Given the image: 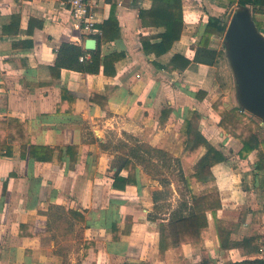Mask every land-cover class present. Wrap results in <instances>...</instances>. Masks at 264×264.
I'll list each match as a JSON object with an SVG mask.
<instances>
[{
  "label": "crops",
  "instance_id": "1",
  "mask_svg": "<svg viewBox=\"0 0 264 264\" xmlns=\"http://www.w3.org/2000/svg\"><path fill=\"white\" fill-rule=\"evenodd\" d=\"M114 6L121 35L102 43L100 71L57 70L62 43L87 50L86 41L94 38L98 48ZM151 6V0H113L100 9L102 34L90 37L79 35L69 12L55 1L0 0V120L11 152L0 154V264H230L264 257V166L257 168L264 146L239 156L243 143L220 125L213 109L222 98L227 110H242L236 89L218 79L216 64L202 62L206 54L199 48L206 17L226 10L216 0H183L181 39L159 57L146 53L141 40L160 42L155 36L165 31L143 26L139 10ZM256 17L264 21L263 14ZM218 40L210 48L219 51ZM111 53L124 54L114 76L103 67ZM176 54L191 60L185 70L169 65ZM192 111L201 114L199 131L209 144L189 159L186 119ZM242 111L246 122L258 123L263 142L264 123ZM134 139L180 161L169 176H188L208 147L219 150L224 159L212 167L222 196L219 215L234 224L232 240L259 236L262 252L222 249L208 213L212 233L204 246L184 244L160 259L159 223L178 208L182 183L171 181L173 199L155 202L154 193L166 187L137 164L138 183L115 189V174L131 157ZM31 145L52 149L51 160L31 158ZM191 188L198 192L204 185Z\"/></svg>",
  "mask_w": 264,
  "mask_h": 264
},
{
  "label": "trees",
  "instance_id": "2",
  "mask_svg": "<svg viewBox=\"0 0 264 264\" xmlns=\"http://www.w3.org/2000/svg\"><path fill=\"white\" fill-rule=\"evenodd\" d=\"M150 9H140L139 18L145 27L164 28L165 31L155 37L160 38V42L151 43L150 38L142 37V46L146 53H154L156 56H162L169 52L174 43L179 41L184 30V10L183 0H151ZM220 7L225 8L223 16L206 17V23L199 42V48L204 50L205 57L202 62L220 66L221 61L225 57L223 50L210 48L212 39H222L226 32L227 21L225 15L233 12L239 6H248L252 11L253 19L262 32L264 29V21L257 19V14L264 15V0H216ZM103 35L99 41L98 48L94 51H87L83 47L70 42H64L59 48L56 60V69L72 68L75 70L86 72H99L102 62L101 45L121 35V28L116 16V7H112L110 17L104 22ZM153 38V37H152ZM91 53L90 59L81 61L82 56ZM124 57L123 53H111L103 59L104 74L114 76L116 74L115 64ZM199 60V56L196 57ZM201 60V58H200ZM191 60L176 54L170 60L171 67L185 70ZM54 67V68H55ZM218 79L221 80V75ZM223 82V81H221ZM224 86V84H222ZM200 99L204 98L202 91H199ZM100 94H98L99 96ZM94 100L95 97L93 98ZM213 109L221 116L220 125L234 138L243 143V147L239 152L241 158H247L255 149L264 146V141L260 142L256 131L259 125L256 121L246 122L244 113L240 108L231 111L227 110L219 98L214 104ZM201 114L198 111H192L186 119L185 151L189 159H192L201 147L208 146V140L199 131ZM6 127V122L0 120V154L6 149V154L10 155V146L7 138H2V131ZM23 143L22 152L25 153L29 142L26 125H23ZM134 145L129 146L128 157L118 168L115 174L113 187L123 190L128 185H136L137 164L144 166V169L152 175L154 179H158L161 184L166 187L165 191L154 193V201H167L172 195L170 189L171 180L168 173L174 164L180 167V161H175L169 152L162 149L154 148L148 144L140 143L134 139ZM74 147H68L70 153ZM123 148V147H122ZM126 150V149H125ZM52 149L49 147H39L31 145L30 156L39 161L51 160ZM263 151V150H262ZM224 159V155L215 147H208L207 151L197 160L193 166L194 172L186 176L184 172L178 173L182 186H179L181 201L178 208L170 214L169 221L159 223V257L164 258L165 252L169 250L178 251L184 244H192L194 246H204L206 241L211 238L212 229L210 226L208 213L212 214L214 228L218 236L220 247L224 250L240 249L244 254L254 255L262 252L259 236H251L242 240H232L233 232L232 222L220 217L219 212L223 209L222 196L216 178L212 172V167ZM264 166V152L258 162L257 168L261 170ZM128 170V175L122 176V169ZM202 183L204 188L198 192L192 191L191 185ZM160 210L162 209H158ZM158 217V216H156ZM156 219V218H155ZM154 219V220H155ZM230 264H264V257L248 258L242 261L231 262Z\"/></svg>",
  "mask_w": 264,
  "mask_h": 264
},
{
  "label": "water",
  "instance_id": "3",
  "mask_svg": "<svg viewBox=\"0 0 264 264\" xmlns=\"http://www.w3.org/2000/svg\"><path fill=\"white\" fill-rule=\"evenodd\" d=\"M223 39L240 107L264 123V33L248 6H239L232 12ZM85 47L95 50L97 40L88 39Z\"/></svg>",
  "mask_w": 264,
  "mask_h": 264
},
{
  "label": "built area",
  "instance_id": "4",
  "mask_svg": "<svg viewBox=\"0 0 264 264\" xmlns=\"http://www.w3.org/2000/svg\"><path fill=\"white\" fill-rule=\"evenodd\" d=\"M59 4L63 9H66L71 17L74 28L79 35H87L96 37L102 34V29L99 28L100 9L106 5H111L113 0H52ZM118 4H122L117 1ZM87 59V56H82L81 61Z\"/></svg>",
  "mask_w": 264,
  "mask_h": 264
},
{
  "label": "rangeland",
  "instance_id": "5",
  "mask_svg": "<svg viewBox=\"0 0 264 264\" xmlns=\"http://www.w3.org/2000/svg\"><path fill=\"white\" fill-rule=\"evenodd\" d=\"M232 12L229 11L226 15H225V19L227 21V23L230 20ZM217 49L223 50V52L225 53V57L224 59L221 61V64L219 66V70L218 72L220 73L222 79L224 80L225 83H227V87L228 89L232 88V89H236V80H235V76H234V72L232 70V67L230 65L229 59L227 57V53H226V46L224 43V39H219L218 43L216 45ZM221 79V80H222ZM120 162V161H118ZM173 168H175V166H173ZM168 177L170 178L171 181L175 180V182H178L179 184H181V182L179 181L180 178L178 175H173L171 174ZM171 199H173V196L171 195L170 197Z\"/></svg>",
  "mask_w": 264,
  "mask_h": 264
}]
</instances>
